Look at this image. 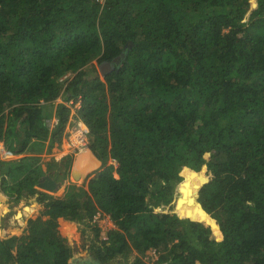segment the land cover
I'll list each match as a JSON object with an SVG mask.
<instances>
[{"label": "trees", "instance_id": "16d2710c", "mask_svg": "<svg viewBox=\"0 0 264 264\" xmlns=\"http://www.w3.org/2000/svg\"><path fill=\"white\" fill-rule=\"evenodd\" d=\"M57 98L101 161L64 197L41 187ZM1 141L23 156L0 159V209L38 211L0 228V264H73L70 221L99 264H264V0H0Z\"/></svg>", "mask_w": 264, "mask_h": 264}, {"label": "rangeland", "instance_id": "374dc122", "mask_svg": "<svg viewBox=\"0 0 264 264\" xmlns=\"http://www.w3.org/2000/svg\"><path fill=\"white\" fill-rule=\"evenodd\" d=\"M63 79L64 77L61 80ZM54 118L56 117H53L50 120L51 126L52 124L55 123ZM60 150H62V145L59 147L58 145H55L50 153L45 152L41 155L42 156L41 165L43 169L46 171L51 170L50 167H52V170L54 169V176L51 179L56 180L58 188L55 192L49 191V193L56 197H64L68 191L69 186L73 184L76 186H81L84 182L83 177H81L80 179H75L74 176H72V168H73L75 159L79 153L75 155L74 154L73 155H69V154L62 155L60 153ZM22 156L23 155H21L19 158H22ZM66 156H72V162H71L69 172H67L68 174L65 177L63 176L61 178L60 174H63L64 169H66L65 168L66 160H64ZM50 172L51 171L47 173H50ZM35 203H36L35 199H32L31 197L29 198L22 197L21 200H18V201H9L8 199L4 200L3 204L6 206V208L0 209V228L2 229L3 233L6 234L7 237L13 236V235H19L22 229L26 227L27 225L26 221L30 217V215L38 211V207L35 205ZM28 207H34L33 213L31 214L26 213L25 209ZM21 213H22V216L21 217L18 216ZM69 223H71L70 226L74 230V235L68 238L69 243L73 245V247L75 248V255L82 259H85L88 257V255H86L87 249L85 248V245L90 242L91 238H93L94 231L93 229H91L90 226H87L84 222L70 221ZM92 224H94L93 221H92ZM62 231H64V229H62ZM152 257L157 259L158 253L155 252V254L149 255L147 257V260H149L148 262H150V264H152ZM117 263H118L117 260L113 262V264H117Z\"/></svg>", "mask_w": 264, "mask_h": 264}, {"label": "built area", "instance_id": "2783aa9c", "mask_svg": "<svg viewBox=\"0 0 264 264\" xmlns=\"http://www.w3.org/2000/svg\"><path fill=\"white\" fill-rule=\"evenodd\" d=\"M99 2H104L105 0H98ZM57 102L65 103L68 107L71 109L70 114V120L69 125L66 129V136L62 143V150H60V153L63 154H69V155H75L81 152L82 145H85L88 148L87 143V134L89 133V128L87 125L81 121L80 119L75 118L76 111L81 107L80 102H74L73 100H70L68 102H64L61 98H58ZM42 103H45L42 101ZM55 125L58 123V119L54 118ZM52 124L51 129L55 126ZM22 154H16L14 151L10 150L4 142L0 143V159L3 161H11L19 159V157ZM93 223L100 228L103 229V237L107 238L108 233L110 230H112L115 226L111 219V217L108 214H105L103 212H96L94 214ZM155 254V252L153 253Z\"/></svg>", "mask_w": 264, "mask_h": 264}, {"label": "bare ground", "instance_id": "6f19581e", "mask_svg": "<svg viewBox=\"0 0 264 264\" xmlns=\"http://www.w3.org/2000/svg\"><path fill=\"white\" fill-rule=\"evenodd\" d=\"M81 152L77 155L74 166L75 171L77 174H84L87 172H91L95 170L99 165L100 162L97 160L89 148H87L85 145H82Z\"/></svg>", "mask_w": 264, "mask_h": 264}, {"label": "water", "instance_id": "95a60500", "mask_svg": "<svg viewBox=\"0 0 264 264\" xmlns=\"http://www.w3.org/2000/svg\"><path fill=\"white\" fill-rule=\"evenodd\" d=\"M118 59H119V57H116L115 59H114V61H116V62H118ZM106 66L107 67H109V66H111V69L113 68V64H112V62H105V63H103V65H101V67H100V69H101V71L102 72H105L107 69H106ZM111 69H108V71L109 70H111ZM89 148V147H88ZM90 149V148H89ZM90 151H91V149H90ZM92 152V151H91ZM92 154H93V152H92ZM93 156L97 159V160H99L94 154H93ZM99 162H100V165H101V161L99 160ZM99 165V166H100ZM98 166V167H99ZM97 167V168H98ZM96 168V169H97ZM95 169V170H96ZM94 171V170H93ZM92 172V171H91ZM90 173V172H89ZM89 173H85L84 175H80V174H77V172L75 171V166L73 165V168H72V176H74V178L75 179H80L81 177H83V179H85L87 176H88V174ZM48 176V179H47V181L44 183V184H42V186L41 187H43L44 189H46V190H48V191H50V192H55L56 190H57V188H58V185H57V183H56V180H54V179H51L52 177H49V175H47Z\"/></svg>", "mask_w": 264, "mask_h": 264}, {"label": "flooded vegetation", "instance_id": "af4514ba", "mask_svg": "<svg viewBox=\"0 0 264 264\" xmlns=\"http://www.w3.org/2000/svg\"><path fill=\"white\" fill-rule=\"evenodd\" d=\"M112 64H113V62H112ZM106 69H111V66H109V67L106 66ZM73 264H99V263H97L94 259L91 261V260H87V259L76 258L74 260Z\"/></svg>", "mask_w": 264, "mask_h": 264}, {"label": "clouds", "instance_id": "9594fccd", "mask_svg": "<svg viewBox=\"0 0 264 264\" xmlns=\"http://www.w3.org/2000/svg\"><path fill=\"white\" fill-rule=\"evenodd\" d=\"M58 98L56 99V102H57ZM64 101V100H63ZM57 103H60V102H57Z\"/></svg>", "mask_w": 264, "mask_h": 264}]
</instances>
